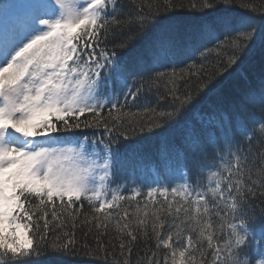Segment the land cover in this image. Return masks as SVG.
Returning <instances> with one entry per match:
<instances>
[{
    "label": "snow or ice",
    "instance_id": "6c2138e0",
    "mask_svg": "<svg viewBox=\"0 0 264 264\" xmlns=\"http://www.w3.org/2000/svg\"><path fill=\"white\" fill-rule=\"evenodd\" d=\"M14 7L28 15L0 12V264H264V3ZM173 155L178 181L137 182Z\"/></svg>",
    "mask_w": 264,
    "mask_h": 264
},
{
    "label": "trees",
    "instance_id": "16d2710c",
    "mask_svg": "<svg viewBox=\"0 0 264 264\" xmlns=\"http://www.w3.org/2000/svg\"><path fill=\"white\" fill-rule=\"evenodd\" d=\"M254 2L257 4H260V3H264V0H254ZM185 3H187V0H185ZM179 18L182 20H185V21H194L195 19H197V14L191 13L188 11H184L180 14ZM207 47L212 48L213 44L209 43V44H207ZM198 56H199V53H197V57ZM223 59H224V57L222 55L218 56L216 52H212L211 54L208 55V58L206 60H203V61L198 60L197 61V69L196 70H199V64L203 63L204 68L201 72V75L211 74L213 71H215V65L217 64V62L220 60H223ZM257 60H258V57H257ZM177 67H185V65L180 64V65H177ZM258 69H259L258 64L253 66L251 64L246 63L244 65L242 71L245 75H248L250 79L255 81V77H254L253 73L258 72ZM196 82L197 81H195V80L192 81L193 84ZM215 83H216V87L213 89L211 96L205 97L204 99H202L201 103L197 106L201 111L207 110L209 107V103L212 100H215L217 98V95H220V96L229 95L235 89V87L238 84L242 83V77L234 73L231 78H229L227 80L218 78ZM183 87H184V85H183V83H181L180 84L181 90H183ZM153 103H155V100H153ZM152 150L155 151L154 146L152 147ZM161 167H165V163L162 162L160 165H157L155 163L148 164L144 168L143 171H137L136 176L144 175L147 178L152 177L155 180L160 179V178L168 179V176H165V174L163 172H161L160 175L157 176V169L161 168ZM166 167H167V171H168V175H169V173H171L175 169L181 168L182 170H184V162L182 160L178 159L175 155H173L166 162ZM118 182L122 183L123 180H118ZM84 210L88 211L87 203H85V205H84ZM138 247L143 248L144 245L140 244V245H138Z\"/></svg>",
    "mask_w": 264,
    "mask_h": 264
},
{
    "label": "rangeland",
    "instance_id": "374dc122",
    "mask_svg": "<svg viewBox=\"0 0 264 264\" xmlns=\"http://www.w3.org/2000/svg\"><path fill=\"white\" fill-rule=\"evenodd\" d=\"M29 0H0V12H7L9 13V22L16 26L17 28H21L26 20H27V11L24 8H15V5H23L28 3ZM3 17L0 16V22H2ZM182 171L180 169H175L168 175L169 178H174L177 181L179 180L180 173ZM137 182L139 183L142 179L146 181H155L152 177H146L144 175L136 176ZM118 182V181H117ZM119 183V182H118ZM114 186V185H113Z\"/></svg>",
    "mask_w": 264,
    "mask_h": 264
}]
</instances>
